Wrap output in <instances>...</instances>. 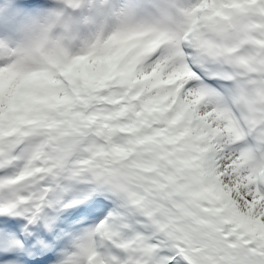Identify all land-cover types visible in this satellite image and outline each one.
<instances>
[{
    "label": "snow or ice",
    "instance_id": "obj_1",
    "mask_svg": "<svg viewBox=\"0 0 264 264\" xmlns=\"http://www.w3.org/2000/svg\"><path fill=\"white\" fill-rule=\"evenodd\" d=\"M59 2L12 11L45 37L78 7ZM14 27L0 264H264V0H145L156 50L120 80L62 48L33 55Z\"/></svg>",
    "mask_w": 264,
    "mask_h": 264
},
{
    "label": "clouds",
    "instance_id": "obj_2",
    "mask_svg": "<svg viewBox=\"0 0 264 264\" xmlns=\"http://www.w3.org/2000/svg\"><path fill=\"white\" fill-rule=\"evenodd\" d=\"M60 6L59 0H50ZM67 18L56 24L45 37L34 31V21L19 19L14 23V39L21 42L33 55L39 51L52 53L57 49L70 51L78 60L76 70L89 78L100 81L130 76L135 65L137 75L150 68L155 53L154 37L138 27L140 6L145 0H74ZM16 0H0V9L12 11ZM135 7L133 15L128 9ZM13 12V11H12ZM9 24L0 22V34ZM5 82L15 87L18 78L0 69ZM163 87V86H161Z\"/></svg>",
    "mask_w": 264,
    "mask_h": 264
},
{
    "label": "bare ground",
    "instance_id": "obj_3",
    "mask_svg": "<svg viewBox=\"0 0 264 264\" xmlns=\"http://www.w3.org/2000/svg\"><path fill=\"white\" fill-rule=\"evenodd\" d=\"M1 19H2V14H0V21H1Z\"/></svg>",
    "mask_w": 264,
    "mask_h": 264
}]
</instances>
